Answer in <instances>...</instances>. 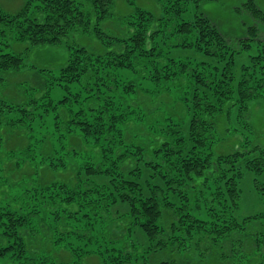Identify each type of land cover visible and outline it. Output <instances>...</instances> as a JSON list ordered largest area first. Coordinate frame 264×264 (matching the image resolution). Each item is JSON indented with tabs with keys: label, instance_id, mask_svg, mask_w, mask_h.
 <instances>
[{
	"label": "trees",
	"instance_id": "1",
	"mask_svg": "<svg viewBox=\"0 0 264 264\" xmlns=\"http://www.w3.org/2000/svg\"><path fill=\"white\" fill-rule=\"evenodd\" d=\"M34 1L38 0H30L16 15L0 12V24L8 28L0 32V87L6 82L2 73L30 68L43 72L48 90L41 98H30L32 105L4 102L0 113H16L18 119L0 115V124L33 130L35 122H44L57 111L54 122L58 138L50 134L49 141L74 135L93 140L102 159L94 165L91 157L79 167V177L84 173L87 179L79 178L73 187H60L67 192V213L71 214L77 205L97 212L100 208L109 211L118 201L133 204L143 221L141 230L153 243L149 264H179L182 253L192 256L195 253L191 250H199L201 244L205 252L210 248L224 249L221 258L225 264H264V212L242 218L236 215L241 208V184L246 172L264 175V148L247 138L227 155L216 156L212 150L219 136L212 120L215 116L226 118L230 129L231 115L237 111V116L254 131L250 105L264 103V11L254 0L237 7V12L250 14L254 21L247 26L246 37L237 40L223 34L200 11L199 4L206 0H164V18L157 20L150 12H138L124 21L125 36L111 37L94 22L101 24L110 17L114 0H40L41 5L33 10ZM188 2L198 5L186 20ZM75 30L93 31L107 51L95 55L85 48L70 46L68 63L58 75L28 65L22 54L8 52V37L28 43L26 52H30L35 47L60 45ZM177 47L195 52L197 57L178 59L172 51ZM243 53L248 55L249 63L241 68L237 79L236 58ZM199 55L207 61L199 60ZM122 70L133 74L134 79L123 80ZM183 77L192 81L191 90L182 99L191 116L188 135L171 115L169 121L151 128L149 146L141 145L136 138L128 139L140 131L130 129L132 118L121 108L124 96L136 95L143 86L150 92L147 85L163 92ZM54 87L66 93L58 104L51 97ZM67 151L64 164L70 159L80 162L83 157ZM129 158L133 164L126 169L124 164ZM53 159L56 160L54 153ZM95 177L108 181L99 185L91 179ZM141 182L146 183L149 197L144 196ZM259 189L264 191V183L260 182ZM165 211L174 217L170 226L165 223ZM18 214L12 212L0 226L4 239L17 238L15 245L10 243V248L8 245L1 250L2 255L24 257L30 252L28 244L21 243L18 237L28 217L18 218ZM194 240L199 248L191 246ZM18 245L24 252L18 250ZM169 245L177 247L174 259L167 256L173 253ZM237 254H242L243 263H238Z\"/></svg>",
	"mask_w": 264,
	"mask_h": 264
},
{
	"label": "rangeland",
	"instance_id": "2",
	"mask_svg": "<svg viewBox=\"0 0 264 264\" xmlns=\"http://www.w3.org/2000/svg\"><path fill=\"white\" fill-rule=\"evenodd\" d=\"M29 1L0 0V12L16 15L26 7ZM247 1L206 0L199 4V9L217 25L223 34L230 39L238 40L245 38L247 26L254 24L250 14L246 12L241 14L236 10ZM254 1L264 11V0ZM37 4L41 5V1H34L31 8L35 10ZM165 5L164 0H114L110 17L105 18L101 24L96 21L94 23L111 37H123L127 33L124 22L126 18L138 12L147 11L159 20L166 15ZM197 5L195 2H188V11L184 15L186 20L197 11ZM3 30L8 28L0 24V32ZM7 39L11 44L8 52L22 54L26 57L28 65L51 70L55 75H58L61 68L68 63L70 46L85 48L95 55H101L107 51L105 44L99 41L93 31L86 33L75 30L60 45L35 47L30 52H26L30 47L28 43L15 42L9 37ZM180 49L184 48L177 47L172 50L174 56L179 57L178 59L190 60L197 57L195 52ZM247 58L246 53L236 58L237 79L241 68L249 63ZM198 59L207 61L200 55ZM207 63L212 65L213 61L208 60ZM122 71L125 74L123 80L134 79L133 74L126 70ZM42 73L30 68L17 73L13 71L2 73L1 76L6 79V82L0 87V107L4 102L24 105L31 103L32 97H43L48 89H46L47 78ZM191 82L187 77H183L181 81L170 84V88L163 92L154 85L146 84L150 87V92L145 89L146 86H143L136 95L124 96L122 102L125 105L121 108L132 118L129 124L130 129L134 132L140 131L127 138L131 140L136 138L141 145L149 146L148 139L150 135H153L151 128H158L167 119L169 121L171 115L174 122L180 125L184 135H188L191 116L182 99L191 90L189 88ZM50 91L52 100L56 104L66 95L61 87H54ZM250 112L254 131L237 116V111L231 115L230 129H228L226 118L215 116L212 119L219 135L212 146L214 155H227L233 152L238 143L247 138L264 148V103L252 102ZM14 114L16 113H0L17 120ZM56 114L57 111H54L44 118V122L41 119L35 122L33 130L27 126L0 124V226L9 220L10 214L14 211L20 213L18 218L20 215L22 218L28 217V224H25L24 228H19L18 237L21 238V243L26 242L30 249L28 255L24 257H17L13 253L2 255L1 250L8 245L10 248V243L11 246L15 245L14 239L17 238L4 239L3 229L0 228V264H146L152 254L153 243L141 230L143 221L140 213H135L133 204L118 201L109 211L100 208L97 212L77 205L78 208L70 210L71 214L67 213V192L60 187L63 184L73 187L78 183L79 178L87 179L84 173L79 177V167L91 157L94 165L99 163L102 155L94 149L92 139L79 135L68 139L66 136L54 142L49 141L50 134L57 137L54 122ZM2 120L0 116V122ZM67 150L75 151L79 153V156H83L80 162L70 159L64 164L67 159ZM27 152L33 155L26 154ZM53 153L56 160L53 159ZM132 164L133 161L129 158L125 161L124 167L129 169ZM91 179L99 185L108 181L102 177ZM260 182L264 183V175L257 176L246 172L241 184L242 200L240 211L236 214L238 217L255 216L264 212V196L261 194L264 191L259 189ZM140 185L142 189L144 188V196H148L146 183L141 182ZM29 206H32L31 210H28ZM164 216L165 223L170 226L174 221L173 215L165 211ZM234 239L239 240V237ZM195 240L191 246L199 248ZM167 241L166 238L164 243ZM239 246L242 247L241 243ZM226 247L228 248L227 244ZM174 248L177 247H170L169 250L173 253L167 255L173 259L176 258ZM20 249L24 252L22 245H18V250ZM240 251L239 249L238 253ZM191 252L195 254L187 257L182 253L178 259L179 264H225V259L221 258L225 251L221 247L210 248L205 252L204 244H201L199 250L192 249ZM241 255H236L238 263L241 260L243 263L244 257Z\"/></svg>",
	"mask_w": 264,
	"mask_h": 264
}]
</instances>
